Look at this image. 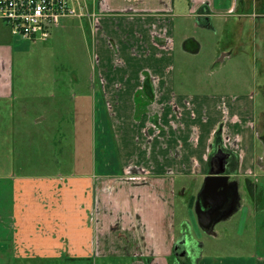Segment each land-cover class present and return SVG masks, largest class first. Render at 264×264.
Masks as SVG:
<instances>
[{
	"label": "crops",
	"instance_id": "1",
	"mask_svg": "<svg viewBox=\"0 0 264 264\" xmlns=\"http://www.w3.org/2000/svg\"><path fill=\"white\" fill-rule=\"evenodd\" d=\"M258 1L189 0L186 14L175 12L174 0H93L92 8L86 0L89 12L96 15L87 18L104 99L112 113L121 172L74 175L67 186L73 190L64 186L67 196L52 206L38 194L49 192V184L33 185L32 179L15 184L14 235L8 245L0 244V264H31L34 258L75 261L94 254H125L133 264H168L177 239L173 208L177 176L204 178L210 172V143L223 120L239 137L240 175H264V153L256 145L262 132L252 128L258 119L253 96H183L171 71L178 27L174 13L197 16L203 28H212L215 16L232 18L233 34L221 48L226 51L223 56L231 54L229 49L240 54L250 47L256 58L264 59V42L256 36L259 30L264 34V16L261 25L256 23L257 15H264L257 9ZM18 36L0 19V101L14 94ZM184 37L187 47L190 36ZM140 89L156 97L139 117ZM115 182L122 184L118 190ZM21 184H26L23 196ZM115 193L121 198L115 199ZM127 220L137 224L133 232L128 233ZM101 222L99 231L96 224ZM103 222L108 223V232L121 229L132 238L119 243V248L107 246ZM104 243L105 247L100 245ZM258 264H264V258Z\"/></svg>",
	"mask_w": 264,
	"mask_h": 264
},
{
	"label": "rangeland",
	"instance_id": "2",
	"mask_svg": "<svg viewBox=\"0 0 264 264\" xmlns=\"http://www.w3.org/2000/svg\"><path fill=\"white\" fill-rule=\"evenodd\" d=\"M87 2L92 8L93 0ZM174 2L175 12L190 13L189 0ZM260 10L264 12V6ZM172 18L178 25L174 31L176 43L172 50L171 70L178 94L188 97L252 95L259 116L264 111L263 59L256 58L255 49L250 47L245 53L232 51L226 57L223 56L226 51H221L232 37L235 21L223 15L215 16L212 28H203L198 24L197 16L185 18L174 13ZM226 26L229 29L225 33L223 28ZM184 36H190L187 47ZM17 41L14 94L11 99L0 101L2 246L8 245L14 235L15 184L30 179L35 181L33 185L49 184V192L45 190L47 193L38 194L52 206L56 199L67 196L68 189L64 186H68L74 175L121 172L111 126L112 113L101 87L89 19L64 18L59 26L51 28V36L45 41L22 35ZM143 94L142 89L137 91L139 117L147 106L140 99ZM256 145L260 151V141H256ZM44 180L47 182H41ZM203 181L201 175L177 176L173 201L175 236L180 235L184 223L191 224L193 235L202 243L200 264H258V259L264 258V207L247 214L236 213L215 228V235L198 231L190 199L192 191L197 192ZM25 185L20 186L21 196L26 193ZM121 185V182H115L117 190ZM261 186H264V179H261ZM67 188L73 190L72 186ZM114 198L121 196L115 193ZM126 222L130 228L128 233L133 232L137 224ZM103 225L107 246L117 244L119 248L123 241L132 238L121 229L110 233L108 223L103 222ZM96 226L100 231L102 222ZM100 245L105 247V243ZM29 261L31 264H133V259L125 254H94L91 258L75 261L65 257ZM167 262L172 264L173 255Z\"/></svg>",
	"mask_w": 264,
	"mask_h": 264
},
{
	"label": "flooded vegetation",
	"instance_id": "3",
	"mask_svg": "<svg viewBox=\"0 0 264 264\" xmlns=\"http://www.w3.org/2000/svg\"><path fill=\"white\" fill-rule=\"evenodd\" d=\"M264 6V0L258 1L257 9H261ZM260 13V12H259ZM210 15H206L205 18L207 21L210 20ZM263 14H258L256 23L261 25L263 22ZM208 24V23H207ZM227 31H225L226 33ZM229 33V32H228ZM252 36V34H251ZM254 36V35H253ZM257 39L259 41L264 42V34L261 30L257 32L256 34ZM255 47L257 49L260 48L259 43L255 42ZM235 51L234 49L230 50ZM236 52V51H235ZM262 53L264 54V48L262 49ZM263 59V57L261 58ZM261 68L264 71V59L261 64ZM143 98H140L141 101L146 102L147 106L150 104H153L152 102L155 99V93L151 94V96L147 95L146 92L142 96ZM139 101V99H138ZM142 102V103H143ZM226 116L229 117V110L226 109ZM224 111V112H225ZM252 128L258 132H262V134L259 135V141L262 145L261 152L264 153V111L259 113L258 119L252 124ZM239 143V137L234 136L231 134L229 126L226 125V120H223L221 124L219 125L215 136L213 140L210 143L209 148V161H210V170H221L223 167L220 164V161L226 157V160L228 161L227 166L225 167L224 175L231 176V183L225 182V187H223V193L220 194L222 196V200L220 202V213L218 217L222 220H219L215 226L214 229L223 221H226L227 219H230L232 216H234L236 213L241 212L242 214L249 213L250 211L255 212L259 211V209H262L264 204V186H260L261 179L264 178V175L261 176H255L253 177L250 175H240L239 173V163H240V154L238 151V144ZM216 158L218 160V164L213 165L212 159ZM207 174L204 176V180ZM260 182V183H259ZM204 183V181H203ZM201 188L195 192L192 191L191 194V207L195 210L196 206V200L198 193L200 192ZM225 189V190H224ZM195 192V193H194ZM201 200L207 205V207L211 206L215 200L208 197H201ZM262 204V208H254V205L256 204ZM196 214V213H195ZM196 222H197V230L200 231L202 228L198 225L197 216H196ZM204 231V230H203ZM205 232V231H204ZM207 233V232H206ZM216 234V233H215ZM212 234V235H215ZM201 247L202 243L201 241L197 240V238L193 235L191 230V224L184 223L182 225V228L180 230V235L177 237L174 246H173V263L172 264H200L201 262Z\"/></svg>",
	"mask_w": 264,
	"mask_h": 264
},
{
	"label": "built area",
	"instance_id": "4",
	"mask_svg": "<svg viewBox=\"0 0 264 264\" xmlns=\"http://www.w3.org/2000/svg\"><path fill=\"white\" fill-rule=\"evenodd\" d=\"M68 17L96 15L89 12L86 0H0V19L13 33L31 40L49 39L51 28Z\"/></svg>",
	"mask_w": 264,
	"mask_h": 264
},
{
	"label": "water",
	"instance_id": "5",
	"mask_svg": "<svg viewBox=\"0 0 264 264\" xmlns=\"http://www.w3.org/2000/svg\"><path fill=\"white\" fill-rule=\"evenodd\" d=\"M212 163L213 165L214 163L218 164V160L213 158ZM227 163L228 161L225 157L220 161L223 169L210 170V172L205 177L202 189L197 196L195 213L197 216L198 225L208 234H215L214 226L219 220H222L215 216H218L220 213V202L222 200V196L220 194L223 193V187H225V182L223 181L231 183V176L224 175ZM208 196L215 200V202H213V204L209 207H207V205H205V203L201 200V197L203 198Z\"/></svg>",
	"mask_w": 264,
	"mask_h": 264
},
{
	"label": "trees",
	"instance_id": "6",
	"mask_svg": "<svg viewBox=\"0 0 264 264\" xmlns=\"http://www.w3.org/2000/svg\"><path fill=\"white\" fill-rule=\"evenodd\" d=\"M192 201H190V205H191Z\"/></svg>",
	"mask_w": 264,
	"mask_h": 264
}]
</instances>
